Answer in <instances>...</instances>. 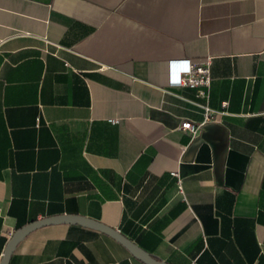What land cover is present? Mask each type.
Segmentation results:
<instances>
[{
    "label": "crops",
    "instance_id": "obj_1",
    "mask_svg": "<svg viewBox=\"0 0 264 264\" xmlns=\"http://www.w3.org/2000/svg\"><path fill=\"white\" fill-rule=\"evenodd\" d=\"M207 57L208 101L170 83ZM68 214L168 264H264V0H0V264ZM8 264L146 263L61 223Z\"/></svg>",
    "mask_w": 264,
    "mask_h": 264
},
{
    "label": "water",
    "instance_id": "obj_2",
    "mask_svg": "<svg viewBox=\"0 0 264 264\" xmlns=\"http://www.w3.org/2000/svg\"><path fill=\"white\" fill-rule=\"evenodd\" d=\"M61 223H71V224H80L86 227L94 228L101 230L115 239H117L119 242H121L125 247L129 249V251L139 260L143 261L146 264H168L164 261L158 260L155 258L152 254H150L148 251L140 247L138 244H136L132 239L125 236L123 233H121L119 230L115 229L114 227H111L109 225H106L100 221H97L92 218H88L81 215H58L53 217H48L42 220L34 221L29 223L28 225L18 229L10 239L8 246L5 251V256L2 264H8L9 260L17 247V245L20 243L21 240H23L29 233L32 231L51 224H61Z\"/></svg>",
    "mask_w": 264,
    "mask_h": 264
},
{
    "label": "built area",
    "instance_id": "obj_3",
    "mask_svg": "<svg viewBox=\"0 0 264 264\" xmlns=\"http://www.w3.org/2000/svg\"><path fill=\"white\" fill-rule=\"evenodd\" d=\"M211 57H207L204 61L193 63L191 60L183 61H170L169 64V81L175 86H187L194 88L199 97L210 98V87L212 83L211 74ZM184 63L185 67L179 72L175 73V66L179 63ZM210 107L205 106V113L208 119L212 117L209 115ZM182 129L193 135L197 134L200 130V125H196L190 120H185L182 123ZM175 174V173H174ZM177 175V174H175ZM179 190L182 192L181 180L178 181Z\"/></svg>",
    "mask_w": 264,
    "mask_h": 264
}]
</instances>
